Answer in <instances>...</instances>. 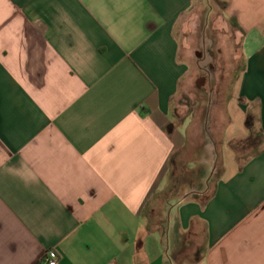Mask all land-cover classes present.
<instances>
[{"label":"crops","instance_id":"1","mask_svg":"<svg viewBox=\"0 0 264 264\" xmlns=\"http://www.w3.org/2000/svg\"><path fill=\"white\" fill-rule=\"evenodd\" d=\"M199 1L0 0V264H264V0H225L242 68L211 194L152 217L188 147L176 31Z\"/></svg>","mask_w":264,"mask_h":264},{"label":"rangeland","instance_id":"2","mask_svg":"<svg viewBox=\"0 0 264 264\" xmlns=\"http://www.w3.org/2000/svg\"><path fill=\"white\" fill-rule=\"evenodd\" d=\"M225 6V0H200L178 24L180 59L189 65L190 72L174 99L173 114L177 121L188 122V147L172 168L168 186L157 195L154 219L162 208L168 214L171 212V208L166 209L168 199L174 200L193 189L206 191L218 178L221 168L218 140L226 124V103L242 68L239 31L225 15ZM203 39L213 45L211 55L208 47L203 48ZM207 60L211 63L209 75L200 68ZM205 151L212 155H205ZM211 191L207 190V195Z\"/></svg>","mask_w":264,"mask_h":264},{"label":"built area","instance_id":"3","mask_svg":"<svg viewBox=\"0 0 264 264\" xmlns=\"http://www.w3.org/2000/svg\"><path fill=\"white\" fill-rule=\"evenodd\" d=\"M203 40H204L203 48L208 47V54L211 55L210 51H209V45L207 44L206 39H203ZM200 68H201L203 73H206L209 75L210 63H202V64H200ZM44 262L46 264H59L60 263V255L56 251L50 250L46 253V255L44 257Z\"/></svg>","mask_w":264,"mask_h":264},{"label":"flooded vegetation","instance_id":"4","mask_svg":"<svg viewBox=\"0 0 264 264\" xmlns=\"http://www.w3.org/2000/svg\"><path fill=\"white\" fill-rule=\"evenodd\" d=\"M212 46H213V45H209V51L211 50ZM211 62H212V60H211ZM210 64H211V63H210Z\"/></svg>","mask_w":264,"mask_h":264},{"label":"trees","instance_id":"5","mask_svg":"<svg viewBox=\"0 0 264 264\" xmlns=\"http://www.w3.org/2000/svg\"><path fill=\"white\" fill-rule=\"evenodd\" d=\"M207 194H208V193H206V194L204 195V196H205V198L209 196V195H207Z\"/></svg>","mask_w":264,"mask_h":264},{"label":"bare ground","instance_id":"6","mask_svg":"<svg viewBox=\"0 0 264 264\" xmlns=\"http://www.w3.org/2000/svg\"><path fill=\"white\" fill-rule=\"evenodd\" d=\"M206 52V51H205ZM208 62V60L206 61V63ZM208 129V128H207ZM209 137V136H208ZM209 140V139H208ZM207 153V151H205Z\"/></svg>","mask_w":264,"mask_h":264},{"label":"water","instance_id":"7","mask_svg":"<svg viewBox=\"0 0 264 264\" xmlns=\"http://www.w3.org/2000/svg\"><path fill=\"white\" fill-rule=\"evenodd\" d=\"M203 82H204V79H203ZM200 87V86H199Z\"/></svg>","mask_w":264,"mask_h":264}]
</instances>
